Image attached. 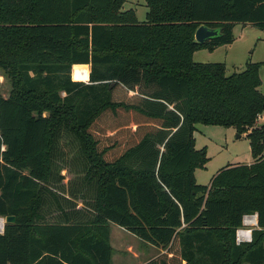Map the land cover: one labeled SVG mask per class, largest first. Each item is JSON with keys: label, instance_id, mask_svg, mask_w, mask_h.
<instances>
[{"label": "trees", "instance_id": "16d2710c", "mask_svg": "<svg viewBox=\"0 0 264 264\" xmlns=\"http://www.w3.org/2000/svg\"><path fill=\"white\" fill-rule=\"evenodd\" d=\"M124 2L0 0V69L12 84L0 95V217H15L0 264H111V223L163 250L145 264H264L261 62L227 75L223 62L193 60L232 43L237 23L264 30V0H145L141 22ZM201 24L219 35L197 42ZM197 123L247 133L253 162L197 184L207 162ZM63 134L71 162L82 160L75 180L92 192L91 218L48 189ZM45 192L55 221L40 211ZM252 214L251 240L237 243Z\"/></svg>", "mask_w": 264, "mask_h": 264}, {"label": "rangeland", "instance_id": "374dc122", "mask_svg": "<svg viewBox=\"0 0 264 264\" xmlns=\"http://www.w3.org/2000/svg\"><path fill=\"white\" fill-rule=\"evenodd\" d=\"M129 9L134 11L137 21L141 22L146 19L148 8L145 0H125L121 10ZM232 34V46L227 51L225 47H221L225 45L218 46L213 51L201 49L194 54L193 60L210 63L223 62L226 66L225 72L227 75L243 70L246 62L262 60V67L259 70L261 84L258 90L264 95V30L250 24L237 23L232 29ZM11 88L10 78L0 69V95L7 97ZM43 113L47 114V111ZM263 122L264 120L262 119L258 122L256 121V124L260 125ZM237 134L236 129L232 126L195 124V147L197 149L204 147L207 157L205 165L201 168H196L194 171L197 184L207 185L221 168L229 164H248L253 161L249 140L246 136L247 133H242L239 136ZM67 141H72V138L68 135H61L58 142L59 150L53 153L52 156L54 168L47 186L49 187L48 189L57 193L65 210L70 208L78 211L77 219L91 218L92 192L89 191L87 193V190L85 192L75 180V178L79 177V175H75V170L79 168L77 164L82 160L78 157L76 162H71L70 156L75 155V151L66 145ZM65 179H71V181L75 182L69 184L70 181H63ZM74 190L76 193L71 194V191ZM60 193H67L69 198ZM43 195H46L49 205L43 202L40 208L41 213L46 212V218L49 220H57L59 213L54 202L48 197L47 192ZM61 197L66 199L63 200ZM254 226H256V218L249 224L244 222L243 218L242 226L238 228L242 227L244 230H250L251 234V229ZM110 232V243L113 249L111 264H145L160 251L158 248L142 242L132 233L123 230L116 224H110ZM134 253L139 256L134 257Z\"/></svg>", "mask_w": 264, "mask_h": 264}, {"label": "water", "instance_id": "95a60500", "mask_svg": "<svg viewBox=\"0 0 264 264\" xmlns=\"http://www.w3.org/2000/svg\"><path fill=\"white\" fill-rule=\"evenodd\" d=\"M218 35H219L218 29L209 27L205 24L199 25L194 32V38L199 43H202L206 40L215 38ZM237 136H239V134H237ZM254 215L256 218V214H254ZM14 221H15L14 215H7L4 217V223H10V222H14Z\"/></svg>", "mask_w": 264, "mask_h": 264}, {"label": "built area", "instance_id": "2783aa9c", "mask_svg": "<svg viewBox=\"0 0 264 264\" xmlns=\"http://www.w3.org/2000/svg\"><path fill=\"white\" fill-rule=\"evenodd\" d=\"M71 78L73 80H80V81H85L86 82L88 80V75L86 76V79L85 80L75 79V78H73V71H72V68H71ZM262 119L264 120V114L257 115V118H256V121L257 122L259 120H262ZM251 217H253L254 220H255V215L254 214H252V215H244L243 216L244 222H245L246 219H250ZM3 228H4V217H0V233L3 232ZM235 239H236V242L237 243H239V242H245V241H250L251 240L250 230H244L242 227L236 229Z\"/></svg>", "mask_w": 264, "mask_h": 264}, {"label": "crops", "instance_id": "0c3cea01", "mask_svg": "<svg viewBox=\"0 0 264 264\" xmlns=\"http://www.w3.org/2000/svg\"><path fill=\"white\" fill-rule=\"evenodd\" d=\"M231 46H232V43H230V44H225V46H221V47H225L226 48V51L229 49V48H231ZM199 50H197V51H195L194 53H193V57H194V54L195 53H197ZM256 62H261V64H262V60H257ZM74 65H86L87 67H88V70H89V65L88 64H74ZM261 67H262V65H260V67H259V70L261 69ZM253 159V158H252ZM251 162H253V161H251ZM250 162V163H251ZM66 180V179H65ZM65 180H63L64 182H68V181H70L71 179H67L66 181ZM63 196H65V197H68L69 198V196L67 195V193H61ZM123 229V228H122ZM123 230H125V229H123ZM111 233V232H110ZM111 244V243H110ZM147 244V243H146ZM150 246H153V245H151V244H149ZM112 246V245H111ZM153 247H155V246H153ZM156 248H158V247H156ZM160 251L159 252H163V250L161 249V248H158ZM158 252V253H159ZM157 253V254H158ZM156 254V255H157ZM139 255L137 254V253H134V257H138Z\"/></svg>", "mask_w": 264, "mask_h": 264}, {"label": "bare ground", "instance_id": "6f19581e", "mask_svg": "<svg viewBox=\"0 0 264 264\" xmlns=\"http://www.w3.org/2000/svg\"><path fill=\"white\" fill-rule=\"evenodd\" d=\"M253 221H254V218H253V217H251L250 219H246V220H245V222H246L247 224L252 223Z\"/></svg>", "mask_w": 264, "mask_h": 264}]
</instances>
